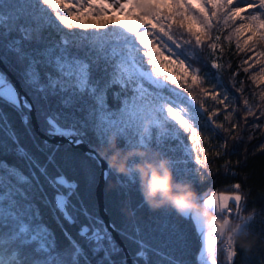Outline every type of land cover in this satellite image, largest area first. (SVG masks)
Masks as SVG:
<instances>
[{
	"label": "snow or ice",
	"instance_id": "6c2138e0",
	"mask_svg": "<svg viewBox=\"0 0 264 264\" xmlns=\"http://www.w3.org/2000/svg\"><path fill=\"white\" fill-rule=\"evenodd\" d=\"M49 28L61 34L59 43L25 48L26 43L39 45L41 33ZM225 31L223 41L229 45L234 42L238 52L251 53L240 67L259 89L252 93L253 100L258 97L259 103L244 97L243 86L236 87L238 72L233 73L232 86L243 97L244 121L248 117L259 121L264 117V0H0V47L4 49L0 60L7 65L11 53L26 64L21 74L22 86L31 89L37 116L46 125L45 135L63 137L79 146L85 135L80 129L90 126L102 142H108L115 134L126 149L142 148L153 153L154 148H162L169 140L178 141L183 158L169 159L178 174L179 165L186 166L192 160L199 166L193 171L209 168L213 146L203 127L213 132L221 130L237 139L233 133L238 124L232 122L239 110L233 106L236 97L230 99L226 89L216 90L217 84L223 87L220 73L224 65L217 62L222 55L215 54L224 52ZM205 49L215 56L211 68L216 70L217 83L211 90L203 87L206 76L192 63ZM81 51L83 56L79 54ZM100 61L104 62L105 73L111 68L110 78L103 85L92 78L94 67L100 69ZM114 85L126 93L119 109L108 105V90ZM113 96L119 99L120 92H114ZM49 97H59L60 105L66 109L79 103L77 111L85 113L80 128L75 120L67 126L60 123L61 116L67 119V114L49 113L40 107V100L48 101ZM207 100L223 108L209 110ZM0 102L20 113L31 134L27 113L33 105L20 96L3 70H0ZM221 112L230 127L215 119ZM251 127L260 129L264 125L254 122ZM0 132L4 134L0 138V152L14 153L29 172L26 175L21 168L0 160V264H127L123 249L104 221L90 212L83 201L79 208L72 203L74 196L79 200L77 182L63 173L56 176L48 173V164L56 166L55 151L48 155V164L40 165L20 144L2 109ZM184 134L190 143L181 138ZM8 140L15 144L14 148ZM43 145L36 147L40 151L52 147L47 140ZM219 147L226 150L227 141ZM222 150H216L215 157L224 155ZM260 150H264V144ZM108 169L112 170L109 165ZM36 170L53 189L52 199L44 191ZM108 174V171L103 174L105 179ZM124 177L129 183H140L134 173ZM228 187L230 191L209 190L201 199L218 215L238 220L249 229L255 217L244 214L242 186L233 183ZM37 200L51 211L52 219L69 241L68 247L58 246L55 232L45 221ZM79 215L88 221L81 224L77 233L83 245L64 227L65 221L77 224ZM180 216L192 222L201 241L196 264H234L238 252L231 236L211 230L194 214ZM111 227L115 230L114 224ZM120 234L138 245L133 264L141 261L150 264L149 254L153 252L171 264H179L142 239ZM139 234L137 228V237Z\"/></svg>",
	"mask_w": 264,
	"mask_h": 264
},
{
	"label": "trees",
	"instance_id": "16d2710c",
	"mask_svg": "<svg viewBox=\"0 0 264 264\" xmlns=\"http://www.w3.org/2000/svg\"><path fill=\"white\" fill-rule=\"evenodd\" d=\"M13 35L15 36L16 34L14 33ZM224 35H227L226 31L222 34L224 52L221 54L217 51L215 54V56L222 55V58L217 62L224 65V68L220 73V81L223 87L221 88V85L217 84L216 90L223 92V90L226 89L230 99L233 96L236 97L233 106L239 110L235 113L232 122L238 124V127L233 133L236 135L237 139L233 140L228 133L221 130L213 132L208 127H203L202 130L204 135L209 138L210 144L213 146L212 152L209 155V168L206 170L200 169L199 172L193 171L194 169H198L199 166L195 164L194 160H192L186 166L179 165V168L181 169L179 174L176 172L175 168H173V172L177 180L191 182L200 196L209 190L230 191L231 189L228 186L231 184H241V191L245 196L244 214H254L255 218L251 222L249 228L251 236L248 237V239L251 241V247L243 248L239 243H236L238 255L234 258V264H264V150H260V146L264 144V127L260 129H253L251 127L254 122L264 125V117H261L259 121H256L255 117H248L247 122L243 119V97H241L240 93H238L232 86L233 73H239L235 76V83L237 88L243 86L244 97H247L252 103H259L258 97L255 100H253L252 97L253 91L258 92L259 89L255 88L252 81L248 78L249 74L244 73L240 67L242 61L247 58V55H251V53L246 55L244 52H238L234 42L229 45L227 42L223 41ZM59 41L60 34L54 29L49 28L41 33V43L39 45L34 42L31 44L26 43L25 48L31 50L34 47L43 48L45 46H54L59 43ZM73 51H75V49H73ZM79 54L83 56L84 52L81 51ZM3 55L4 49L0 47V56ZM198 56L199 59L192 60V63L197 67H200L201 74L206 76V82L203 87L211 90L212 85L217 83L216 70L211 68V59H214L215 56H212L208 49L199 53ZM8 61L7 66L21 80V74L23 73L26 64L19 62L14 54L11 53L8 54ZM104 67V62L100 61V69L95 70L94 67L92 74L93 80H100L101 85L106 83L110 78L109 73L111 72V68L108 69V73H105L103 71ZM47 70L51 71V69ZM43 71L44 70L41 69L42 75ZM252 71H255V69ZM240 81H243V85L240 84ZM26 91L35 105L37 115V104L33 100L31 89H27ZM114 92H120L119 99L113 96ZM165 94L170 95V93ZM125 95L126 93L121 92L119 86L114 85L108 90L109 107L112 109H119L121 101ZM205 104L209 107V110H211L212 107L223 108V105H214L211 100H207ZM39 105L49 113L55 112L67 114V119H65L64 116H61L60 120V123L65 126L73 123L75 120L77 121V128H80L79 122L84 120L85 113L77 111V108L80 107L79 103L71 109H66L60 105L59 97H49L48 101L40 100ZM0 109H2L7 115L8 122L16 133L20 144L36 158L40 165L43 166L48 164V155L55 151V165L58 166L59 170H57V167L53 164H48V173L52 176L63 173L70 181L77 182L79 200L74 196L72 198V203L76 204L77 208H79L80 201H83L84 206L87 207L90 212L94 215H98L100 219L103 220L99 213L96 197V187L101 172L98 161L92 159L90 155H86L81 150L67 145L59 146L48 142L52 147L45 149V151H40L36 145L38 144L43 148V141L45 140L41 139L34 132L31 123V134H29L19 112L2 102H0ZM228 111H231V108H229ZM257 115H259V113H257ZM223 117L224 113L221 112V114L218 117H215V119H217V122L225 123V127H230V125L224 121ZM37 119L42 129L46 127L38 116ZM80 130L85 133L82 137L84 142L97 151H99L102 145L107 143L98 140L97 135L92 131L90 126L87 128H81ZM32 137H35V140H33ZM0 138H4L2 132H0ZM181 138L185 143H190L187 139V134H184ZM225 140L228 143V148L222 150L219 146L223 144ZM119 143L122 147L123 145L120 139ZM8 144L13 148L15 147V144H13L11 140H8ZM205 147H207V145H205ZM171 148H174L175 151H170L169 149ZM216 150H222L225 154L220 157H215L214 152ZM153 151H155L159 157L167 158L168 160L183 158L178 141L169 140L162 148H154ZM0 160L6 161L9 165H15L16 167L21 168L26 175L29 174L28 167L23 160L17 157L14 153L4 154L0 152ZM233 171L236 173L235 175L231 174ZM36 174L39 176L40 182L43 184L44 191L47 193L49 199H52L55 195L53 189L45 182L44 177L40 175L38 170H36ZM104 199L107 212L109 213L119 235L126 244L132 258L138 250V245L133 239H127L125 236H122L120 234L121 232L127 234V236L142 239L153 249L166 254L174 261L179 262V264H196L201 241L194 231L192 222L182 218L170 208H162L155 211L151 210L144 203L140 191V183H129L124 176H118L113 170H111L104 189ZM36 202L44 215L45 221L55 232L58 246L60 248L68 247L69 241L65 238L55 220L52 219L51 211L41 204L39 200ZM126 206H130L131 209L134 210L133 215H129L123 211ZM57 215H59V213H57ZM86 223H88V221L84 216L79 215L77 224L69 225L65 221L64 227L74 239L83 245L84 242L77 233L81 224ZM137 228L140 230L138 237L136 235ZM149 255L150 264H171L170 260L163 259L155 252L150 253ZM140 264H143V262L141 261Z\"/></svg>",
	"mask_w": 264,
	"mask_h": 264
},
{
	"label": "clouds",
	"instance_id": "9594fccd",
	"mask_svg": "<svg viewBox=\"0 0 264 264\" xmlns=\"http://www.w3.org/2000/svg\"><path fill=\"white\" fill-rule=\"evenodd\" d=\"M108 165L118 176L138 175L140 191L144 203L153 211L170 208L177 214L191 213L199 217L213 231L231 236L235 243L243 248H250V229L238 220H229L218 215L205 204L191 182L175 178L173 168L167 158L142 148H124L119 137L111 135L108 142L99 149ZM133 215L130 206L123 209Z\"/></svg>",
	"mask_w": 264,
	"mask_h": 264
},
{
	"label": "water",
	"instance_id": "95a60500",
	"mask_svg": "<svg viewBox=\"0 0 264 264\" xmlns=\"http://www.w3.org/2000/svg\"><path fill=\"white\" fill-rule=\"evenodd\" d=\"M0 70H3L6 73L8 78L15 85L20 96L26 98L29 101V103H31L33 105L32 111L30 113H27V109H25V112L30 117V123L32 125L34 132L41 139L47 140L49 143H51L53 145L71 146L73 148L81 150L86 155H89V153H91L92 155H94L96 157V160L98 161L100 169H101L99 182H98L97 187H96V197H97V203H98V207H99V213H100L101 217L103 218L105 225L108 226V230H109V232H111L116 243L123 249L125 257L127 258V264H133L132 256H131L129 250L127 249L126 244L124 243L121 236L119 235L116 227H115V230L111 227V225L113 224V221H112V219H111V217H110V215L106 209V204H105V199H104V189H105L106 181H107L109 174H110V170L108 169L107 160L103 156H101L99 151L90 147L85 142L80 144L79 146H77L75 144H70L66 138L48 137L47 135H45V132L43 131V129L41 128V126L38 122L35 105L31 99V97L27 93L25 87L22 86V81L2 60H0ZM106 171H108L109 174H108L107 178L105 179L103 174Z\"/></svg>",
	"mask_w": 264,
	"mask_h": 264
},
{
	"label": "rangeland",
	"instance_id": "374dc122",
	"mask_svg": "<svg viewBox=\"0 0 264 264\" xmlns=\"http://www.w3.org/2000/svg\"><path fill=\"white\" fill-rule=\"evenodd\" d=\"M60 36H61V34H60Z\"/></svg>",
	"mask_w": 264,
	"mask_h": 264
}]
</instances>
